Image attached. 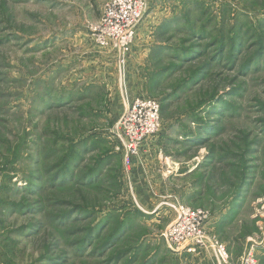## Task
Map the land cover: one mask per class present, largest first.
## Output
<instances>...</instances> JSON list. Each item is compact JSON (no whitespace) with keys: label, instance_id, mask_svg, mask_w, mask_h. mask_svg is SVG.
<instances>
[{"label":"rangeland","instance_id":"1","mask_svg":"<svg viewBox=\"0 0 264 264\" xmlns=\"http://www.w3.org/2000/svg\"><path fill=\"white\" fill-rule=\"evenodd\" d=\"M106 1L0 0V264H217L167 248L184 198L234 264L250 250L264 264V0H147L145 19L168 17L146 68L120 85L99 69L85 89L75 56L87 37L102 51ZM125 97L161 102L152 154L184 162L144 207L116 149Z\"/></svg>","mask_w":264,"mask_h":264},{"label":"built area","instance_id":"2","mask_svg":"<svg viewBox=\"0 0 264 264\" xmlns=\"http://www.w3.org/2000/svg\"><path fill=\"white\" fill-rule=\"evenodd\" d=\"M102 16L91 28V36L99 48L114 53L118 69L119 85L127 79V61L138 39L137 31L149 11L147 0H107ZM124 98L125 109L115 125L117 151L129 178L133 161L141 155L147 142L161 133L162 106L156 99L137 97ZM176 218L168 226L163 239L171 253L190 254L210 250L217 264H234L228 248L216 237L209 236L207 223L210 215L180 203H172ZM241 264H258L253 250L246 253Z\"/></svg>","mask_w":264,"mask_h":264},{"label":"crops","instance_id":"3","mask_svg":"<svg viewBox=\"0 0 264 264\" xmlns=\"http://www.w3.org/2000/svg\"><path fill=\"white\" fill-rule=\"evenodd\" d=\"M159 15H160L159 13H156V10L150 13L149 16L143 22V24L141 25V27L138 29L137 31L138 39L136 40L135 46L132 48L130 52L131 54L129 55L127 61V66H126L127 77L130 76L129 75L130 72L132 71L135 72L136 69H138L137 67L143 66V68L144 67L146 68L147 65L145 66L144 64L146 62L147 64L149 63L151 59L150 56L152 51L154 52V48L161 46L160 41H157L161 38V34L158 33L162 31L163 29L162 25L167 21V20L165 21L164 19H166L168 15H166V17ZM168 29L169 27H167V29L164 32H162V34L167 35L169 31ZM81 47L82 48H79L80 59L78 60L80 61V64H78L77 61L78 56L76 55L74 70L76 71L77 75L78 73H80V80H79L80 84H82V86H85L86 89L89 88L90 86L89 81L90 82L92 81L91 78L93 77L94 73L97 74L96 72L99 69L102 70L105 69V71L107 72L109 70L110 72L116 70L114 69L116 67V58L114 53H111L108 50L100 51L89 37L85 39V42H81ZM96 79L98 80L97 77ZM160 138L161 137L159 136L158 137L159 140L157 139V141L155 140L154 142H151L146 146H144L141 155H139V157L133 161L134 165L132 169V176H133V180H135V188L138 193L139 199L141 198V203L143 207L146 205H150V203L154 204L155 199L153 198H156L160 195L163 196L164 195L163 192L169 195L173 193V191L171 192L168 191L170 189V186L168 182H165V179L166 177H169V175H171L174 170L177 171V169H180V163H184L183 159L178 157H176V161L171 160L170 163H167L165 161L166 165H169V167L167 166V169L165 170L164 167L165 163L161 162L162 158L159 159L156 157L154 158V155L152 154V151H154L153 148H156L157 150L158 148L161 149L162 141ZM188 164L193 165V163L192 164L188 163ZM186 172L187 173H185V171H182L181 174L175 175L177 178H182V179H177V182L179 184V185L177 184V188L179 189L181 186L180 188L181 192L178 190L181 195L182 194L186 195L187 193L188 195L191 194V196H193L194 194H192V191L193 192L197 191L196 190L197 188L195 186L192 187L190 185V187L186 189L184 183L187 180L191 179L190 178L191 173H193L194 171L192 172L186 171ZM162 177H164V179H162ZM143 189L149 191L148 194H146V196L145 194H142L140 191ZM181 195H179V197L183 199ZM190 200L191 201L193 200L192 197ZM182 201L186 206H188V202L185 200V198ZM156 213H154V215ZM223 220H221L222 225H224ZM228 221L229 220H227L224 223H227ZM232 221H235V218H233L231 221L228 222L229 227H231L232 224L234 223ZM195 254L196 253H190V254L184 253L185 255L184 258H186L187 256L190 257V255L195 256ZM206 262L198 261L197 263L205 264ZM181 264H184V262L182 261ZM206 264H211V263H206Z\"/></svg>","mask_w":264,"mask_h":264},{"label":"trees","instance_id":"4","mask_svg":"<svg viewBox=\"0 0 264 264\" xmlns=\"http://www.w3.org/2000/svg\"><path fill=\"white\" fill-rule=\"evenodd\" d=\"M101 163V162H100ZM239 193V192H238Z\"/></svg>","mask_w":264,"mask_h":264}]
</instances>
